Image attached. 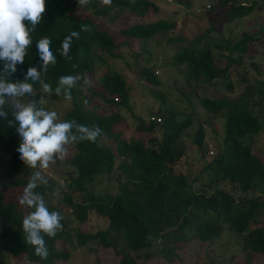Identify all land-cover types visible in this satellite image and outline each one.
I'll return each instance as SVG.
<instances>
[{
	"label": "trees",
	"instance_id": "obj_1",
	"mask_svg": "<svg viewBox=\"0 0 264 264\" xmlns=\"http://www.w3.org/2000/svg\"><path fill=\"white\" fill-rule=\"evenodd\" d=\"M254 1L264 3V0L250 3L217 0L220 5L228 4L225 19L245 17L253 11ZM96 2L90 11L83 8L90 14L76 16L68 0H46L43 19L30 33L32 44L27 49L24 63L17 65L15 73L8 74L3 71V62H0V77L13 81L23 80L30 66L38 67L42 80L50 84L53 91L61 76L80 75L82 79L70 90V95H78L84 90L90 108L87 111L75 109L66 120H75L88 127L99 126L103 130L94 142L77 140L71 143L74 150L67 161L72 169L65 178L63 190L59 192L60 202L50 203L54 192L52 179L46 178L48 184L38 183L35 189L44 195L50 210L59 211L63 216V229L54 237H44L48 248L47 259L37 256L34 247L24 239L22 220L32 209L21 206L15 199L6 198L4 194L8 187L23 191L28 182L21 177L0 181V236H5L0 250L17 261L24 259L35 264L65 262L71 252L63 244L57 247L56 242L68 241V216L63 210L67 207L78 222H83L89 211L107 220L106 229L94 232L76 230L75 240L80 247H91L93 242L101 249H110L116 258L115 264H137V259L146 260L149 256L159 259L158 264L173 263L179 259L178 252H183L191 241L209 244L223 236L232 238L230 264H262V259L259 261L258 258L264 257V156L253 149V136L261 131V124L252 109L258 103L254 99L255 94L263 93L260 87L264 81L246 84L232 100L198 99L199 107L214 116L220 112L224 116L223 137L221 148L204 162L205 181L189 180L183 173H176L174 166L184 154L180 139L183 130L192 122V114L182 117L174 109H169L162 115L159 108L155 116H159L160 121L148 120L147 123L132 114L136 121L135 130L146 131V135L126 141L119 129L112 130L121 121L110 117V114L105 115L110 106L117 111L130 100V87L124 73L110 69L98 76L95 87L84 83L85 79L90 80L96 64L104 65V58L120 57L117 51L128 46L131 40L145 42L157 32L173 28L175 22L164 18L143 22L142 19L150 12H158L157 4L152 0H111V4L105 6H100L99 0ZM207 8L211 10L212 6ZM125 14L135 16L139 21L121 27L118 33L123 40L118 42L103 29L105 27L99 28L95 20L115 23ZM82 25H87L90 30L82 31ZM207 28L208 35L214 28V22H210ZM72 31L79 32L80 36L79 39L73 38L66 58L61 55V42ZM44 36L52 41L51 50L56 57L55 65L50 64L46 73L36 49L37 41ZM253 37L246 32L237 41L221 36L215 42L213 52L208 44L198 46L201 36L196 35L189 46L177 52L176 61L184 64L187 81L198 84L201 79L208 83L225 78L236 71ZM219 57L225 59L222 66L216 62ZM152 66H143L136 73L145 82L155 85L159 80ZM29 82L33 83L35 91L42 89L41 83ZM226 88L232 92L234 84L228 81ZM258 98L264 103V95ZM4 111L8 117L0 118V161L3 155L15 156L17 151L14 115L6 104ZM10 120L12 126H9ZM155 128L160 130L158 141L151 135ZM204 135L200 125L191 139L202 158L206 154V148H201ZM99 137L115 142V148L99 145ZM114 170L119 172V177L115 178L118 182L115 193L95 191L99 180L113 175ZM195 181L198 184L194 185ZM223 183L230 184L231 189H225ZM102 192L107 195H102ZM0 264L6 262L0 259Z\"/></svg>",
	"mask_w": 264,
	"mask_h": 264
},
{
	"label": "rangeland",
	"instance_id": "obj_2",
	"mask_svg": "<svg viewBox=\"0 0 264 264\" xmlns=\"http://www.w3.org/2000/svg\"><path fill=\"white\" fill-rule=\"evenodd\" d=\"M97 0H91L86 6H78L77 0H68L70 9L76 16L90 14L93 4H97ZM158 6V12L149 13L142 21L154 20L156 18H164L167 21H174L175 26L171 29H165L157 32L145 42L131 40L128 46L122 47L117 52L120 57L104 58V65H97L89 78L91 86L95 87L98 76L106 70H116L124 73L126 81L130 87V100L123 107H119L115 111V107L110 106L105 115L113 118H118L120 124L114 125L112 130L119 129L121 137L129 141L131 139H140L146 135V131L135 130L136 121L132 114L140 116L146 123L150 115H155L157 109H160L162 115L168 112L169 109H174L179 116L191 115L192 122L182 132L180 142L184 146V154L174 166L176 173H183L189 180L196 179L197 181H205L207 174L204 172V162L208 161L215 155L216 150L221 148V139L223 137L224 116L220 112L214 116L211 112L206 111L198 105L200 97H208L214 99L232 100L237 98L244 86L247 84H255L258 80L264 81V3L255 2V7L251 13L242 18L225 19L224 12L227 10V5H220L217 0H152ZM237 2L250 3L253 0H236ZM100 6H105L99 0ZM208 5L211 10H208ZM93 16L91 14L87 15ZM97 20L99 28L105 27L106 32L117 42L123 40V37L118 33V30L127 23H135L139 20L135 16L123 15L115 21V23ZM210 22H214V28L207 35V27ZM253 34L254 37L249 42L246 52L241 57V62L236 66V71L228 77L219 78L212 82H201L196 84L193 81H187L184 77V64L176 61L177 52L180 49L189 46L196 35H200L201 39L197 41L198 46L208 44L212 47L221 36L237 41L243 33ZM126 44V43H124ZM143 48V50L141 49ZM213 52L215 50L213 49ZM136 53V56L134 55ZM104 54V53H101ZM106 55V54H105ZM225 59L219 57L216 61L219 66H222ZM154 65V66H152ZM143 66H152L156 78L159 80L157 84L152 85L140 77L136 71ZM243 76V78L241 77ZM234 84L233 91L226 88L227 82ZM89 86V85H88ZM263 89L264 82L260 87ZM37 90L38 99L41 98L42 106L49 111H55L58 114L59 120H66L72 115L75 109L88 110L90 102L85 103L87 96L82 90L78 95H70V98L64 95H57L55 90L51 94L39 93ZM259 94V95H261ZM258 94H255V103L252 111L261 124V131L253 136V149L257 154L264 156V103L260 101ZM25 100L28 97L24 98ZM6 105L13 113V109L6 102ZM194 108V109H193ZM14 115V114H13ZM126 124V127H124ZM202 126L204 130V139L201 148H206V154L202 158L195 145L191 142L192 136L198 126ZM159 140L160 130L155 128L151 134ZM14 142L18 148L21 138L17 131L14 134ZM178 143V142H177ZM98 144L114 149L116 144L110 139L98 138ZM67 154L64 159H57L50 164L47 169L30 168L24 164L19 158V153L16 151L15 156L5 154L3 160L0 161V181L6 178L21 177L26 182H29L32 175L36 171H41L45 178H50L54 182V192L51 195L50 203L57 204L60 202V191L63 190L66 184L65 178L71 172V165L67 161L73 152L71 143L66 146ZM211 150L212 153L208 151ZM15 157L17 159H15ZM117 162V161H116ZM10 172V175H9ZM12 173V174H11ZM111 176H103L102 179L95 185V191H107L110 194L115 193L118 188L116 176L119 177V172L113 171ZM8 177H7V176ZM121 177V176H120ZM227 182V181H225ZM39 183V182H37ZM194 185L198 182H193ZM224 184V188L230 190V184ZM222 184V185H223ZM25 188V186H23ZM22 189L8 187L4 194L8 199H15L19 202L22 195ZM102 195H107L102 192ZM58 200V202H57ZM264 200V198H263ZM68 218L66 220V229L68 230V241L62 243L57 241V247L63 244L70 250V257L60 264H115L116 258L112 256L110 249H101L96 246V243L91 242L90 246H77L75 240V231L82 230L94 232L99 229H106L107 220L104 217L96 214L94 211H89L83 222H78L73 218L70 209L63 207ZM5 241V236H0V247ZM232 238L223 236L221 239L209 243L199 244L196 241H191L187 244L183 252H178V260L167 264H230V255H232ZM0 259L6 264H35L24 259H17L5 251L0 250ZM264 264V257H259L258 260ZM159 259L148 257L146 260L137 259V264H158Z\"/></svg>",
	"mask_w": 264,
	"mask_h": 264
},
{
	"label": "clouds",
	"instance_id": "obj_3",
	"mask_svg": "<svg viewBox=\"0 0 264 264\" xmlns=\"http://www.w3.org/2000/svg\"><path fill=\"white\" fill-rule=\"evenodd\" d=\"M78 5L86 6L91 0H77ZM104 5H110L111 0H101ZM46 11V0H0V62L3 71L15 73L18 64H23L27 49L32 44L30 33L43 19ZM27 22V23H26ZM31 25V27H29ZM82 31H89L87 25L81 26ZM80 33L72 31L61 42V55L68 58L73 38L79 39ZM52 41L44 36L36 43V49L46 73L48 66L55 65L56 57L51 50ZM82 79L80 75L61 76L55 89L57 95L63 94L70 98V90ZM42 84L39 93L51 94L50 84L41 78V71L36 66H30L23 80H11L0 77V118L7 119L4 111L7 103L13 109L16 131L21 138L17 148L19 158L30 168L47 169L57 159H64L67 145L77 140L95 141L103 134L99 126L88 127L75 120H59L55 111L46 110L41 98L37 99V91L33 83ZM89 85L91 81L84 80ZM28 97L27 100L24 98ZM87 103V101H85ZM12 126V121H9ZM75 130V131H73ZM47 185L48 180L41 171H36L24 188L19 198V204L32 211L23 217L22 229L27 244L35 249V254L42 260L48 257L45 235L54 237L63 229V216L59 211L50 210L44 195L35 191L38 183Z\"/></svg>",
	"mask_w": 264,
	"mask_h": 264
},
{
	"label": "built area",
	"instance_id": "obj_4",
	"mask_svg": "<svg viewBox=\"0 0 264 264\" xmlns=\"http://www.w3.org/2000/svg\"><path fill=\"white\" fill-rule=\"evenodd\" d=\"M149 121L159 122V121H160V117H159V116H155V115H150V116H149ZM208 152H209V153H212L211 150H209Z\"/></svg>",
	"mask_w": 264,
	"mask_h": 264
}]
</instances>
